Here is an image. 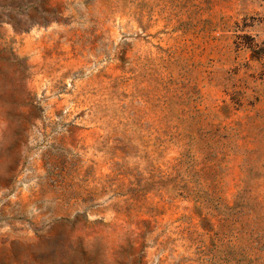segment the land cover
Returning a JSON list of instances; mask_svg holds the SVG:
<instances>
[{"label":"rangeland","instance_id":"374dc122","mask_svg":"<svg viewBox=\"0 0 264 264\" xmlns=\"http://www.w3.org/2000/svg\"><path fill=\"white\" fill-rule=\"evenodd\" d=\"M0 264H264V0H0Z\"/></svg>","mask_w":264,"mask_h":264}]
</instances>
